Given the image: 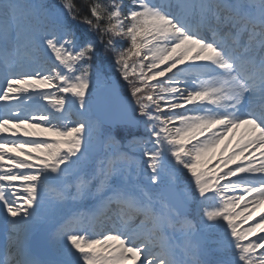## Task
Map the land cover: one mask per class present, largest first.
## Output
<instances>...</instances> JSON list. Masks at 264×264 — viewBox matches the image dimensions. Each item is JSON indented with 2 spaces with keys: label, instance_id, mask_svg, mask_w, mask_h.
<instances>
[{
  "label": "snow or ice",
  "instance_id": "6c2138e0",
  "mask_svg": "<svg viewBox=\"0 0 264 264\" xmlns=\"http://www.w3.org/2000/svg\"><path fill=\"white\" fill-rule=\"evenodd\" d=\"M0 264H264V0H0Z\"/></svg>",
  "mask_w": 264,
  "mask_h": 264
},
{
  "label": "trees",
  "instance_id": "16d2710c",
  "mask_svg": "<svg viewBox=\"0 0 264 264\" xmlns=\"http://www.w3.org/2000/svg\"><path fill=\"white\" fill-rule=\"evenodd\" d=\"M50 3H59L60 0H49ZM82 27H86V26H82ZM108 57L103 53V49L101 48V57L100 60L102 62H107ZM49 63H51V61H49Z\"/></svg>",
  "mask_w": 264,
  "mask_h": 264
}]
</instances>
